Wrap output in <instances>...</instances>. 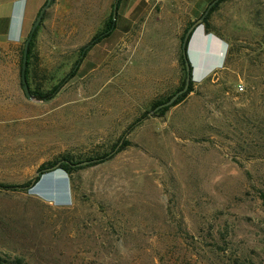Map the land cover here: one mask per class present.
I'll list each match as a JSON object with an SVG mask.
<instances>
[{
	"label": "rangeland",
	"instance_id": "374dc122",
	"mask_svg": "<svg viewBox=\"0 0 264 264\" xmlns=\"http://www.w3.org/2000/svg\"><path fill=\"white\" fill-rule=\"evenodd\" d=\"M44 1L27 3L20 47ZM209 1L119 0L108 36L87 46L115 0H50L29 91L76 72L47 102L24 96L19 53L16 62L0 56V183L127 143L65 174L66 206L53 204L56 194L0 189L1 259L264 264V0L220 2L210 33L201 25L187 46L192 91L149 112L184 80L181 38Z\"/></svg>",
	"mask_w": 264,
	"mask_h": 264
},
{
	"label": "trees",
	"instance_id": "16d2710c",
	"mask_svg": "<svg viewBox=\"0 0 264 264\" xmlns=\"http://www.w3.org/2000/svg\"><path fill=\"white\" fill-rule=\"evenodd\" d=\"M45 1H44V3H45ZM118 1L119 0H115V2H114L115 3V8H116V6L118 4ZM211 1H213V0H211ZM211 1H209L208 4ZM222 1L223 0H218L216 3H214L212 5V7L208 10V12L204 16V18L202 19L201 25H202V28H203V31H204L205 34H208L211 31L209 23L207 22V19H208L209 15L213 12V10L216 8V6ZM111 13H112V9H111L110 14L107 17V20L105 21V23L103 25V28L100 30L99 33H97V34H95L93 36V38L91 40V43H89L87 46L96 44L99 40H101V39H103V38L108 36L110 30L113 28V21H114V20H112ZM37 30H38V25L36 26L32 36H31V39H30V41L28 43V46H27L26 62H25V64H26V67H25V80H26L27 86H28L27 75H28V72H29V66L31 64V58L33 57V52H32L33 51L32 50L33 49V41H34V38L36 36ZM87 46H86V48L85 47L80 48V54H81V51L84 50L83 51L84 53L82 54V57L84 56L85 51L88 49ZM21 55H22V46L19 49V67H20ZM180 59H181V56H180ZM181 63H182V59H181ZM75 72H76V69H74V68L70 69L69 72L63 78L59 79V81L57 83H55L52 87H50L49 90H46L43 93H40L38 91L31 92V91H29V88H28L30 96L32 98H35L38 101L47 102L48 100H50L58 92V90L68 80H70L75 75ZM182 86H183V81L179 84V86L169 96H167L163 100H159V101L154 102L151 105L149 112H151L158 105L166 102L175 92L180 90L182 88ZM192 86H193L192 81H189L186 91L183 94H181L170 106L159 108V109L155 110L153 114H157V113L161 114V113L165 112L169 107H172V106L176 105L177 103H179L185 97V95H187L188 93H190L192 91ZM144 116H145V114H143L141 118H143ZM127 130H129V128ZM126 145H127L126 141L122 140V137H121L111 147L110 153L116 147L117 148H116L115 153H117L122 148H124ZM110 153H104V154H102L100 156H97L96 158H93L91 160L87 159V160H84V161H90V163L91 162H101ZM80 162H82V161L72 162L70 159H68L66 157H63V158H61L59 160H56L55 162H49V163H45V164L39 165L38 168H37V171L40 172V171H43L46 168H50V167L56 166L55 167L56 170H60V171H62L65 174H71L74 170L81 168V167L78 168V166H75V164H78ZM40 175H41L40 178L39 177H35V178L33 177L31 180H29V181H27V182H25L23 184H20L18 186L6 185V184L0 183V189H2V190H16V189H18V190L24 191V192L38 193L41 197H44V198H46V197L43 196V195H46V193H50V194H54V195L56 194L58 198L56 200H54V203L53 202L52 203L54 205H56V206H64V205H61V204H64V203L67 202V193H66L67 191H66V187H64V184L62 183V181L52 179V173L51 172H49V173L41 172ZM32 180H34L33 184L39 182L38 183V184H40L39 187H36V185L32 186V184H31ZM261 199L264 202V196H261ZM46 200L49 201L48 198H46ZM0 264H21V263H20V261L18 259H15L13 261H7V260H3V259L0 258Z\"/></svg>",
	"mask_w": 264,
	"mask_h": 264
},
{
	"label": "crops",
	"instance_id": "0c3cea01",
	"mask_svg": "<svg viewBox=\"0 0 264 264\" xmlns=\"http://www.w3.org/2000/svg\"><path fill=\"white\" fill-rule=\"evenodd\" d=\"M35 1L36 2L38 1L39 3V0H35ZM28 2L29 0H0V56L1 58L5 56L6 59L11 60L12 62H16L18 60L20 42H21L25 24L27 22V17L25 15L27 12ZM51 173H52V179L62 181V183L64 184V187H66L67 202L64 204H61V205L66 206L69 204V193H68L69 185H68V180L65 176V173H63L60 170H55ZM33 194L40 197L38 193H33Z\"/></svg>",
	"mask_w": 264,
	"mask_h": 264
},
{
	"label": "water",
	"instance_id": "95a60500",
	"mask_svg": "<svg viewBox=\"0 0 264 264\" xmlns=\"http://www.w3.org/2000/svg\"><path fill=\"white\" fill-rule=\"evenodd\" d=\"M217 1L218 0L211 1L206 6L204 12L200 15V17L198 19H196L193 23H191L186 28V30L184 31V33L182 35L181 42H180V56H181L184 71H185V76H184L182 88L180 90H178L177 92H175L166 102L155 107L151 112H154L155 110H157L159 108L170 106L181 94H183L186 91L187 86H188V82L192 81V68H191V64L189 63V58H188V54H187V46H188V43H189V40L191 38L192 33L194 32V30H196L197 28H199L201 26L202 19L207 14L208 10L212 7V5L214 3H216ZM49 2H50V0H46L45 3L38 10V13H37L32 25H31L28 33H27V36L25 37V39L22 43V55H21V61H20L19 79H20L21 89L24 93V96L27 99H31L30 93L28 91V86H27L26 80H25V67H26L25 62H26L27 46H28V43L31 39V36H32L36 26L38 25L44 10L47 8ZM114 9H115V3L112 6V13H111L112 20H114ZM88 163H90V161H82L78 164H75V166H84ZM55 167L56 166L46 168L40 172L36 171L34 174V178L35 177L40 178L42 175V174L40 175L41 172L48 173V172L55 171L56 170ZM33 181L34 180L31 181L32 186H34L36 184V183L33 184Z\"/></svg>",
	"mask_w": 264,
	"mask_h": 264
},
{
	"label": "built area",
	"instance_id": "2783aa9c",
	"mask_svg": "<svg viewBox=\"0 0 264 264\" xmlns=\"http://www.w3.org/2000/svg\"><path fill=\"white\" fill-rule=\"evenodd\" d=\"M236 90H237L238 92L242 91L241 86H240V85H236Z\"/></svg>",
	"mask_w": 264,
	"mask_h": 264
}]
</instances>
